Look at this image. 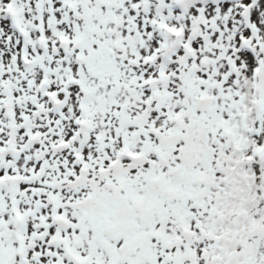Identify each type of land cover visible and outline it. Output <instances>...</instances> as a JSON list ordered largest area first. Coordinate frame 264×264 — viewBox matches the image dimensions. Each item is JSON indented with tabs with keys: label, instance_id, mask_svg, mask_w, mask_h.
<instances>
[{
	"label": "snow or ice",
	"instance_id": "1",
	"mask_svg": "<svg viewBox=\"0 0 264 264\" xmlns=\"http://www.w3.org/2000/svg\"><path fill=\"white\" fill-rule=\"evenodd\" d=\"M0 264H264V0H0Z\"/></svg>",
	"mask_w": 264,
	"mask_h": 264
}]
</instances>
